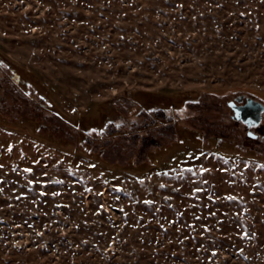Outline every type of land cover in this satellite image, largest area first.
I'll list each match as a JSON object with an SVG mask.
<instances>
[{"label":"rangeland","instance_id":"obj_1","mask_svg":"<svg viewBox=\"0 0 264 264\" xmlns=\"http://www.w3.org/2000/svg\"><path fill=\"white\" fill-rule=\"evenodd\" d=\"M0 53V264H264V121L229 105L264 104V0H0ZM110 100L133 133L91 131L104 161L176 144L120 169L19 121L82 146L52 109L101 123Z\"/></svg>","mask_w":264,"mask_h":264},{"label":"trees","instance_id":"obj_2","mask_svg":"<svg viewBox=\"0 0 264 264\" xmlns=\"http://www.w3.org/2000/svg\"><path fill=\"white\" fill-rule=\"evenodd\" d=\"M4 57L5 56H3L0 53V64L5 61L6 63H8V67L11 68L13 62H9V61L7 62L6 60H4ZM13 65H14L15 70H16V77H18L22 81L21 84H18V85H20V89H22V91H27V87H26V85H27L26 81H28L27 78H25L24 73L22 72V70H20L21 68L18 67V65H16V64H13ZM130 96H131L130 98H132V101H134L136 104L140 105V107H142L144 110L149 111L148 113L152 114V112H155V115H160V114L163 113L162 117H161L163 120H165V116L164 115H166V112L168 110H170L171 112H174L178 108L174 104L164 105L162 103L161 104L160 103H154L152 101H147V102L140 101V100H138L135 97L133 92L130 93ZM238 99H241V97H239ZM186 101H189V99L188 98L185 99V102ZM44 107L46 109H49V110L52 109L47 103L44 104ZM102 107H104V109H105L104 113L102 115H100L101 117L99 116V119L102 118V122L101 123H90V124H86V122L84 121L85 120L84 114L78 115L76 118H69V116H67L65 114H61V112H59V110L56 109V106H54L55 109H52L54 114L62 117L75 130L78 131V133L80 134V140H81L80 142L83 143L82 146H80V144L76 145L74 143L69 142L68 139L64 138L63 136L56 137L53 134L41 132L42 124L38 123V121L35 120V119L23 118V119H21L19 121L28 120L29 123H33L34 124V133H36L38 136H41L43 138H47L46 140H48V141L55 142L56 144L66 143V144H68V146H71V150H73L74 153L78 152V153L83 154V155L88 156V157L99 158L104 163H108V165H110L111 167L120 168V169H124V168H127V167L128 168L129 167H134L135 168V167H140V166L145 165V164H152L153 163V155L157 154L161 150L162 151L168 150L167 148H170V146H172V145L174 146V144H176V142H174V143L168 145V147H166V146H165V148L158 147V148H156V150L154 152L153 151H149V159H150V161H146L144 163L138 164L137 166H135L136 164L134 162H131L130 164H127V165H120V164H111L109 162L104 161L102 159L100 153H97V152L92 150L93 141L95 140V138H94V136H92L91 131H102V132L107 131L108 132V130L109 129L111 130V128H114L113 126L116 123H118L119 121H121V119H123L124 116H123V114L121 112H119V110H117V108L113 104L112 100H110L108 102H105V104H103ZM0 117H3L4 120H6L9 123H11L10 122L11 120H9L6 116H3V115L0 114ZM157 117L160 118L159 116H157ZM172 120H169V122L171 123ZM167 122H168V120H167ZM155 123H156V121L154 123H149L146 126H143L142 128H147V130L151 131L153 126L155 125ZM171 125H173V123ZM185 132H189L191 134L194 133V131H190L186 127L179 126V125L175 126V133H176V136H177L178 141H179L178 144L179 143H184V138L181 137V135H182V133H185ZM132 133L133 132L131 130H128V129L122 131V130H115V128H114L112 131L109 132V135L112 136V137H115V136L117 137V136H120V135L127 136V135L132 134ZM248 136L251 137L250 135H248ZM196 137L198 138L200 143H205L201 138L198 137L197 132H196ZM259 137L260 136H257L256 138L258 139ZM214 139L220 145L222 143H224V142H227V141L228 142H233L236 145V147L238 149H240V147L238 146L236 141L224 140L223 142L219 143V141H218L219 139L217 137L214 138ZM144 140H145V138H144ZM240 150L242 151V149H240Z\"/></svg>","mask_w":264,"mask_h":264},{"label":"flooded vegetation","instance_id":"obj_3","mask_svg":"<svg viewBox=\"0 0 264 264\" xmlns=\"http://www.w3.org/2000/svg\"><path fill=\"white\" fill-rule=\"evenodd\" d=\"M236 104L235 106H242L243 104H245V102L243 101V98L238 99L237 101H235ZM231 103V102H230ZM230 107L233 109L234 111V118L236 120L241 121L242 123H244L249 130H251L254 133V129H257L258 126H260L262 124V122L264 121V112L259 114L258 112H253L251 110H249L248 108L243 109L239 112V117L235 116V107H232L230 105ZM240 110V108H239ZM252 138H256L257 134L254 133V136H251Z\"/></svg>","mask_w":264,"mask_h":264},{"label":"water","instance_id":"obj_4","mask_svg":"<svg viewBox=\"0 0 264 264\" xmlns=\"http://www.w3.org/2000/svg\"><path fill=\"white\" fill-rule=\"evenodd\" d=\"M235 104H236L235 101H232L230 103V105L232 107H235L234 110H235V116L236 117H239V112L243 109H246V108H248L249 110H251L253 112H258L259 114L264 112V104H262L261 102L255 100L253 98L247 99L245 104H243L242 106H235ZM239 108H240V110H239ZM248 135L254 136V133L251 130H249Z\"/></svg>","mask_w":264,"mask_h":264}]
</instances>
